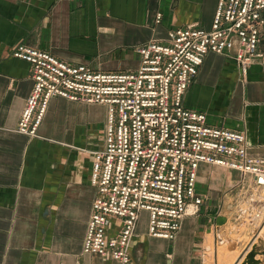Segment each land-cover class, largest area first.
I'll return each mask as SVG.
<instances>
[{"label": "crops", "instance_id": "0c3cea01", "mask_svg": "<svg viewBox=\"0 0 264 264\" xmlns=\"http://www.w3.org/2000/svg\"><path fill=\"white\" fill-rule=\"evenodd\" d=\"M218 2L0 0V264H115L83 252L97 197L92 167L95 153L105 147L107 107L57 96L38 136L20 134L34 81L31 65L13 56L15 47L25 43L98 72H134L139 47L165 42L171 30L188 25L210 29ZM260 37L264 52V25ZM184 104L206 113L212 126L244 131L252 152L264 157V65L258 61L242 77L234 58L209 53ZM212 167L218 168L201 164L198 194L201 178L207 183L217 173ZM213 207L212 200L204 201L198 214L185 216L172 240L150 236L143 211L132 258L140 264H207L219 224ZM120 226L111 219L109 235Z\"/></svg>", "mask_w": 264, "mask_h": 264}, {"label": "built area", "instance_id": "2783aa9c", "mask_svg": "<svg viewBox=\"0 0 264 264\" xmlns=\"http://www.w3.org/2000/svg\"><path fill=\"white\" fill-rule=\"evenodd\" d=\"M263 12L264 0H219L210 29L188 25L171 30L165 42L146 43L138 48L134 72H98L25 43L15 47L13 56L31 65L34 81L20 134L38 136L57 96L107 107L105 147L92 167L97 197L85 254L140 264L131 244L143 211L150 236L175 239L184 217L198 214L204 203L197 192L201 164L238 172L254 189H264V157L252 152L246 133L212 126L206 113L184 104L209 53L234 58L242 77L253 62L264 65ZM111 219L121 222L116 235H109Z\"/></svg>", "mask_w": 264, "mask_h": 264}, {"label": "rangeland", "instance_id": "374dc122", "mask_svg": "<svg viewBox=\"0 0 264 264\" xmlns=\"http://www.w3.org/2000/svg\"><path fill=\"white\" fill-rule=\"evenodd\" d=\"M212 168L217 172L213 178L207 183L201 178L199 184L205 203L213 201L219 219L207 264H264V189H254L240 173Z\"/></svg>", "mask_w": 264, "mask_h": 264}]
</instances>
